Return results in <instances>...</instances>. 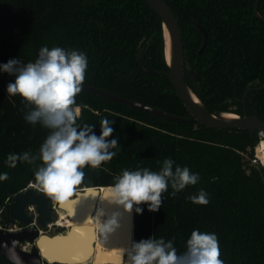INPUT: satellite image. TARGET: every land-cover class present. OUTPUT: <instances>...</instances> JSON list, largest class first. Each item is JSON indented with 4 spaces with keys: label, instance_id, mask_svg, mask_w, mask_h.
Instances as JSON below:
<instances>
[{
    "label": "trees",
    "instance_id": "trees-1",
    "mask_svg": "<svg viewBox=\"0 0 264 264\" xmlns=\"http://www.w3.org/2000/svg\"><path fill=\"white\" fill-rule=\"evenodd\" d=\"M183 33L186 80L212 111L250 114L264 120V20L256 16V0H166ZM264 16V0L259 3ZM208 32L202 52L203 35ZM61 47L86 54L85 84L163 109L184 118L173 121L83 90L76 97L81 107L77 125H94L100 135L103 119L113 121L119 145L116 155L96 169V185L110 186L122 170L159 171L171 158L176 166L199 174L196 185L172 196L162 194L156 212L141 204L136 212L134 242L143 239L173 241L178 254L186 251L193 230L218 237L224 264H264V165L255 156L260 139L241 130L208 127L194 120L167 77L162 20L143 0H0V53L35 62L41 47ZM159 72H146L139 63ZM3 63H0L2 65ZM199 75L195 81L188 73ZM15 76L0 71V181L1 223L8 221V199L34 182L41 166L17 162L7 166L9 154L39 149L50 134L41 124L25 119L30 110L19 96H9L7 85ZM254 159L256 161L254 162ZM204 190L207 205L189 196ZM0 264L11 261L0 255ZM45 264H51L46 262Z\"/></svg>",
    "mask_w": 264,
    "mask_h": 264
},
{
    "label": "clouds",
    "instance_id": "clouds-1",
    "mask_svg": "<svg viewBox=\"0 0 264 264\" xmlns=\"http://www.w3.org/2000/svg\"><path fill=\"white\" fill-rule=\"evenodd\" d=\"M88 59L85 53L77 50H65L61 47H41L35 62L22 64L19 59H11L0 65V71L15 75V81L7 85L9 96L19 95L30 110L25 119L35 125L41 124L50 130L39 149L38 157L30 151L22 154H9L7 166L15 168L17 162L34 163L37 159L41 166L34 173V187L53 203L64 207L74 203L72 198L78 195V187L83 183L86 166L97 169L102 163L111 161L116 155L119 141L108 138L113 134V121L103 119L100 135L94 132V125H77L81 117V107L76 97L82 91ZM167 158L161 169L151 171L147 168L134 171L122 170L114 177V184L108 186L99 198L131 211L147 204L148 210L156 212L162 205V194L172 188V196L187 186L199 182V174L192 173L188 167L176 166ZM9 179L7 173L0 174V181ZM192 203L207 205L208 194L200 190L188 197ZM106 212L101 208L96 212L99 232L106 240L118 224V214L113 213L106 220ZM13 247L7 248V257L11 264H22ZM127 256L125 261L124 256ZM123 264H224L218 237L214 233L193 230L186 242V251L178 254L173 241L161 239H143L133 242L127 249L120 250ZM87 259V257H82Z\"/></svg>",
    "mask_w": 264,
    "mask_h": 264
},
{
    "label": "water",
    "instance_id": "water-1",
    "mask_svg": "<svg viewBox=\"0 0 264 264\" xmlns=\"http://www.w3.org/2000/svg\"><path fill=\"white\" fill-rule=\"evenodd\" d=\"M143 1L162 20L165 59L169 68L167 77L194 120L213 128L247 130L257 134L260 139L258 146L261 142H264V120L256 114H250L246 106L242 114L233 111H212L207 107L186 80L183 33L174 10L166 0ZM260 1H255L254 12L257 17L264 20V16L259 12ZM196 26L204 39L199 50V54H202L208 42V32L202 25L197 23ZM11 59L15 58L0 53V63H7ZM139 63L146 72L154 75L159 74L158 71L146 64L144 49L139 56ZM188 73L195 81L199 80V75L194 70L189 69ZM82 89L168 120H185L163 109L120 96L102 88H96L84 83ZM254 89H264V86L247 89L243 96L244 104L246 103L248 93ZM262 164L264 165L263 162ZM82 171L85 174L84 180L81 185L77 186L78 195L72 198L74 203L61 207L53 203L42 193H39L33 186L34 182H32L30 187L16 194L13 200L6 204L5 209L8 213V221L10 223L17 222L24 225L25 228L19 231L0 229V255L3 258L9 260L5 245L7 248H11L13 247V241H15L17 242L15 252L20 257L22 264H45L46 262L51 264H123L120 256L121 249H117V251L114 249V251L110 252L107 249L109 244H118L117 238L114 239L109 234L105 240L100 234L99 236L102 238L104 246H98L97 239H92L91 237L94 231L88 237L83 235V233L80 234L78 231L84 225L83 222L93 216L100 201H102L99 196H102L108 188V186L96 185V169L86 166ZM30 206L35 207L36 214L29 211ZM103 206L118 214L119 227L117 231L124 228L127 233L122 249L129 248L134 242L135 205L130 212L125 211L121 206L109 203L107 200H103ZM78 209L80 210L78 211ZM81 210H84V212L80 213ZM62 215H65L64 224H58ZM53 225H58L65 229L61 233L49 235L47 230ZM75 235H79L81 240L84 239V241L89 242V245L87 244L89 247L82 251L83 257L86 256L87 259L74 260L72 253L69 251L72 246L75 247V244L72 242ZM26 241L33 243L34 246L31 250H25L21 247V243ZM63 244L66 246L62 247L61 245ZM124 259L125 261L127 260L126 255Z\"/></svg>",
    "mask_w": 264,
    "mask_h": 264
},
{
    "label": "bare ground",
    "instance_id": "bare-ground-1",
    "mask_svg": "<svg viewBox=\"0 0 264 264\" xmlns=\"http://www.w3.org/2000/svg\"><path fill=\"white\" fill-rule=\"evenodd\" d=\"M167 39H168V36H167ZM169 53V52H168ZM257 149L259 150V152H260V155L258 156V158L260 157V159H261V161L264 163V142H261L260 143V145L257 147ZM103 209L105 212H106V216H104L102 219H104V220H106L107 218H108V216L109 215H111V214H113L114 212H113V210H108V208H106V207H104L103 206V201H100V203H99V206H98V208L96 209V211H95V213L93 214V216H91L90 218H87V220H85V222H83V226L78 230L79 232H80V234L81 233H83V235H85V236H90L91 235V233H92V235H91V237H92V239L94 238V239H97L98 238V236L100 235V232H99V226H98V224H97V222H96V217H95V215H96V212H97V210L98 209ZM80 209H78V211H79ZM84 212V210H81L80 211V213H83ZM64 218H65V215H62L61 216V220L59 221V223L58 224H64ZM118 224H119V219H118ZM118 228H116V230H117ZM119 233H121V234H123L124 236H126L127 235V233H126V230L124 229V228H122V230L120 229L119 231H118ZM80 241V242H79ZM82 241H84V239L83 240H81L80 239V236L79 235H75V236H73V239H72V242H73V244H75V247H78V248H80L82 251L85 249V248H88L89 246H87V244L89 245V242H87V241H84L83 243H82ZM49 244V243H48ZM62 247L64 246H66L65 244H63V245H61ZM73 247V246H72ZM78 261H80V260H78Z\"/></svg>",
    "mask_w": 264,
    "mask_h": 264
},
{
    "label": "rangeland",
    "instance_id": "rangeland-1",
    "mask_svg": "<svg viewBox=\"0 0 264 264\" xmlns=\"http://www.w3.org/2000/svg\"><path fill=\"white\" fill-rule=\"evenodd\" d=\"M257 147H256V150H255V156H256V158L258 160L261 161L260 157L258 158V156L260 155V152L257 149ZM63 229H65V228L61 227V226H58V225H53V226L49 227V229L47 230V233L49 235H54L56 233H61ZM111 235L113 236L112 238H114V239L117 238L118 239V242H117L118 244L117 245L109 244L107 246V249L109 250V252L110 251H114V249H115V251H117V249H122L123 246H124V241H125L126 236H124L123 234L119 233L117 230H115L113 233H111ZM97 243H98V246H104V244L102 243V238L100 236H98V238H97ZM25 245L28 246V250L32 249V245L31 244H25Z\"/></svg>",
    "mask_w": 264,
    "mask_h": 264
},
{
    "label": "built area",
    "instance_id": "built-area-1",
    "mask_svg": "<svg viewBox=\"0 0 264 264\" xmlns=\"http://www.w3.org/2000/svg\"><path fill=\"white\" fill-rule=\"evenodd\" d=\"M13 76H15V75H13ZM254 161H256V159ZM31 185H32V183L29 185V187ZM11 201L12 200L8 199L7 204L9 202H11ZM29 211L36 214V210H35V207L34 206H30L29 207ZM0 220H1V214H0ZM0 229L5 230V231H19V230H22L23 228L22 227H19L18 224L10 223L9 221H7L5 224L0 222ZM25 244H31V242L26 241V242L21 243V247L23 249H25V250H28V246H26Z\"/></svg>",
    "mask_w": 264,
    "mask_h": 264
},
{
    "label": "snow or ice",
    "instance_id": "snow-or-ice-1",
    "mask_svg": "<svg viewBox=\"0 0 264 264\" xmlns=\"http://www.w3.org/2000/svg\"><path fill=\"white\" fill-rule=\"evenodd\" d=\"M69 251L72 253L74 260L81 259L83 257V252L78 247H71Z\"/></svg>",
    "mask_w": 264,
    "mask_h": 264
},
{
    "label": "flooded vegetation",
    "instance_id": "flooded-vegetation-1",
    "mask_svg": "<svg viewBox=\"0 0 264 264\" xmlns=\"http://www.w3.org/2000/svg\"><path fill=\"white\" fill-rule=\"evenodd\" d=\"M14 224H18L19 227L25 228L24 225H21V224H19V223H14ZM31 244H32V248H33L34 245H33V243H31Z\"/></svg>",
    "mask_w": 264,
    "mask_h": 264
}]
</instances>
